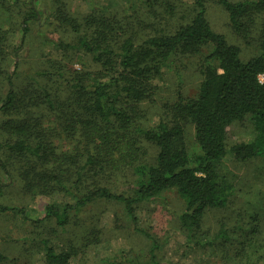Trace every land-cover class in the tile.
<instances>
[{
	"label": "rangeland",
	"instance_id": "rangeland-1",
	"mask_svg": "<svg viewBox=\"0 0 264 264\" xmlns=\"http://www.w3.org/2000/svg\"><path fill=\"white\" fill-rule=\"evenodd\" d=\"M193 2L0 0V103L8 80L16 95L15 107L0 111V140L25 139L41 149L38 157L4 149L11 180L0 195V205L22 209L34 219L43 215L48 204L61 208L72 203L71 195L46 180L47 173L71 181L82 171L83 192L99 185L134 194L137 167L155 163L157 149L132 129L126 132L114 122L105 124L96 118L90 93L73 84L87 86L110 71L77 43L83 35L90 40L109 35L112 28L120 39L132 37L137 45L149 36L171 34L189 23ZM205 16L213 31L238 47L243 61L259 54L264 13L241 16V27L236 30L226 9L210 0ZM24 20L28 31L22 37ZM19 44L21 48L15 51ZM208 50L203 47L199 56ZM199 56H176L161 76L152 79L148 96L134 113L133 127H152L165 118V104L175 98L178 88L186 95L196 94L201 81ZM174 71L179 72L178 80ZM184 132L192 152L197 149L194 124L186 122ZM253 136L249 115L227 127L226 154L216 168L233 191L226 207L205 212L195 240L180 225L178 216L185 203L175 189L136 205L139 227L159 244L160 264H264V155L241 160L230 151L232 145L248 142ZM89 155L113 169L97 179L92 170L83 169ZM120 160L131 163L119 165ZM1 179L4 181L0 175ZM45 240L57 252H68L69 264H150L149 240L133 230L122 206L114 201L86 207L71 218L65 230L52 220L37 224L24 222L19 212L0 213V264H46Z\"/></svg>",
	"mask_w": 264,
	"mask_h": 264
},
{
	"label": "trees",
	"instance_id": "trees-1",
	"mask_svg": "<svg viewBox=\"0 0 264 264\" xmlns=\"http://www.w3.org/2000/svg\"><path fill=\"white\" fill-rule=\"evenodd\" d=\"M194 0L193 16L189 23L177 28L171 34H156L145 38L138 45L132 37L120 39L114 29L109 35L92 38L83 35L77 46L92 55L93 60L105 63L110 71L108 76L94 79L91 84H73V87L87 89L91 95V109L96 118L105 124L115 123L118 129H132L139 137L151 142L157 149L155 163L138 166L139 178L133 195L113 192L106 186L95 185L93 189L81 190L82 171L75 180L67 181L62 175L47 173L46 180L54 187L74 198L59 208L53 204L45 207L38 218H29L17 207L0 205V213L8 211L20 213L24 222L43 223L54 221L65 230L75 215L96 202L119 203L128 217L134 231L150 242L149 262L160 264L157 256L158 242L147 230L139 227L136 205L156 198L161 192L175 189L185 203V210L178 219L188 237L195 240L200 232L201 219L211 209L227 206L232 194L231 183L217 174L216 164L226 154V130L235 121L250 116L253 139L231 146L230 151L241 160L264 155V30L258 55L243 61L238 47L227 43L225 37L213 31L205 13L206 2ZM228 12L232 27L239 30V18L249 12L264 13V0H216ZM24 20L22 37L27 33ZM118 45V46H117ZM117 46V48H115ZM203 47L208 52L200 55ZM21 48V44L15 51ZM195 54L199 56L197 72L201 77L196 94L186 95L180 88L175 98L165 104V118L152 127H144L133 122L138 104L148 96L152 79L162 75L165 66L171 65L176 56ZM177 80L179 72H175ZM263 77V80L260 79ZM46 97H49L45 92ZM16 95L11 80L0 103V111L13 109ZM194 124L197 149L189 151L185 144L184 124ZM40 155V146H32L25 139L12 142L0 140V195L11 180V173L3 159V151ZM97 156L89 155L83 169L92 170L97 179L105 176L112 166H104ZM131 163L130 161L118 162ZM41 177V176H39ZM42 178V177H41ZM46 264H69L68 252H57L45 240Z\"/></svg>",
	"mask_w": 264,
	"mask_h": 264
},
{
	"label": "built area",
	"instance_id": "built-area-1",
	"mask_svg": "<svg viewBox=\"0 0 264 264\" xmlns=\"http://www.w3.org/2000/svg\"><path fill=\"white\" fill-rule=\"evenodd\" d=\"M260 79H261V80H263V77H262V76H260Z\"/></svg>",
	"mask_w": 264,
	"mask_h": 264
}]
</instances>
